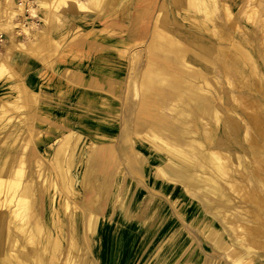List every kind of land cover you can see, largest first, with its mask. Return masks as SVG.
<instances>
[{
    "label": "bare ground",
    "instance_id": "obj_1",
    "mask_svg": "<svg viewBox=\"0 0 264 264\" xmlns=\"http://www.w3.org/2000/svg\"><path fill=\"white\" fill-rule=\"evenodd\" d=\"M23 1L0 0V264H264V0ZM51 3L96 44L49 60Z\"/></svg>",
    "mask_w": 264,
    "mask_h": 264
},
{
    "label": "rangeland",
    "instance_id": "obj_2",
    "mask_svg": "<svg viewBox=\"0 0 264 264\" xmlns=\"http://www.w3.org/2000/svg\"><path fill=\"white\" fill-rule=\"evenodd\" d=\"M19 2H21L22 0H18ZM136 0H134L133 2L135 3ZM149 5H151V3H155L157 5L156 10L158 9V11H156L157 16L159 15H163V17L169 18V20L174 19L175 18V2L174 0H146ZM229 1V0H227ZM238 1L237 4L232 8V12L233 14H237L238 11H244V10H248L247 7V3L245 0H236ZM29 2L33 3V7L35 9H39L40 4L37 2V0H28L27 2H22L25 7L29 10ZM121 6V5H120ZM1 8V6H0ZM50 11H51V19L54 23V25L58 28L61 29V33L59 35H57L55 38H53V42L52 44L47 48V58L51 61H56L59 58H61V55H64L65 53L67 54L68 52H76V50L79 49V47L81 46H85L86 44H90V43H95V40L93 39L96 34H100L101 31L94 28V26L98 25V21L99 20H95L94 22L92 21L91 25L87 24L85 27H76L75 26V22L74 21H70L69 19H63L60 15H61V8L58 9V7H56L54 4L51 3V6H49ZM189 14L191 17H193L195 20L199 21L201 20L200 25H195L197 27H201L203 25H211L213 27H217L222 25V21L220 20V17H218V15H213L211 17H206L203 19L200 18V16L202 17L203 14L202 13H198L196 11H189ZM3 17L6 18V15L3 14ZM99 17V15H98ZM97 17V18H98ZM95 18V17H94ZM238 21H247V17L246 15H242V16H238ZM28 23H32V24H36V26L40 29L43 28V25L41 23V21L39 20V18L34 17L31 13L29 14H24L23 16H21L20 20L18 21V24L20 25H24L26 27H29V25H27ZM65 30V31H64ZM245 32L244 29H242L239 33V35H242V33ZM22 36H19L17 39L20 41L22 39H25L26 36H24L23 34H21ZM0 36H2V40L5 41L6 37L4 34L0 33ZM96 44V43H95ZM3 44H1L0 46V54L3 52ZM145 45H135L133 46L132 50L137 51V52H144L145 50ZM73 52V53H74ZM132 52V54L134 53ZM79 60L72 62L70 65L66 64V66L63 68L65 71H63L64 76L66 74H68L69 72L73 71L75 64L77 63ZM16 84V83H15ZM17 85V84H16ZM13 88V86L10 83H6L1 85L0 84V89H4V91L2 93H0L1 99L4 101H11V102H18V96L14 97V98H6V96H4L6 93H10V91H13L15 89H11ZM1 91V90H0ZM14 92V91H13ZM5 93V94H4ZM29 112L28 109H23L22 111H18L15 116H18L19 114H21L22 112ZM239 112H241V109L239 110ZM20 120L18 119V121L16 123H18ZM6 122V118L0 116V129L4 128L3 126L5 125Z\"/></svg>",
    "mask_w": 264,
    "mask_h": 264
},
{
    "label": "crops",
    "instance_id": "obj_3",
    "mask_svg": "<svg viewBox=\"0 0 264 264\" xmlns=\"http://www.w3.org/2000/svg\"><path fill=\"white\" fill-rule=\"evenodd\" d=\"M12 65L15 73L25 80L28 78L34 80L38 76L37 72L42 69V64L38 60L25 53H15Z\"/></svg>",
    "mask_w": 264,
    "mask_h": 264
},
{
    "label": "built area",
    "instance_id": "obj_4",
    "mask_svg": "<svg viewBox=\"0 0 264 264\" xmlns=\"http://www.w3.org/2000/svg\"><path fill=\"white\" fill-rule=\"evenodd\" d=\"M2 42H3L2 36H0V46H1Z\"/></svg>",
    "mask_w": 264,
    "mask_h": 264
}]
</instances>
